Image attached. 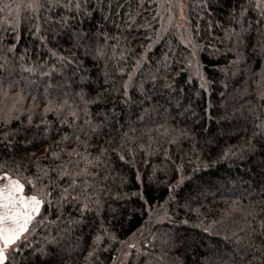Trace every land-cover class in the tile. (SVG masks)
<instances>
[{"label": "trees", "instance_id": "obj_1", "mask_svg": "<svg viewBox=\"0 0 264 264\" xmlns=\"http://www.w3.org/2000/svg\"><path fill=\"white\" fill-rule=\"evenodd\" d=\"M255 2L88 0L91 15L80 16L72 23H79L77 31L107 34L109 39L105 46L115 45L116 57L107 60L106 67L105 61L74 48L67 39L45 46L39 38L44 35L42 20L33 22L25 16L18 29H12L4 23L5 17L13 18L4 8L12 0H0V9H4L0 11V59H11L25 67L36 65L47 71L55 60L49 48L69 59L74 53L94 81L95 90L89 98L103 94L96 103L89 105V114L93 122L102 121L107 115L110 123L101 136L93 138V146H106L104 140L119 143L123 132L141 136L166 121L167 126L190 130L194 137V140L169 144L160 132L153 131L151 135L155 142L151 154L138 151L131 163L110 157L108 178H102L100 186H106L112 196L101 194L106 203L100 216L89 215L83 225L69 233L62 248L64 264H233L234 257L235 264H240L234 250L248 243L260 246L264 242V237L256 238L259 232L256 236L251 233V229L264 220V136L253 137L254 124L259 122L256 117L264 118V100L261 99L264 94V23H257L264 17L253 8L245 13L240 24L236 22L240 19L237 15L240 9ZM60 15L68 16L69 13L65 11ZM35 23L42 25L39 34L35 33ZM241 25L243 41L237 46L235 39H227L225 33L233 29L240 32ZM13 45V50L8 52ZM193 45L198 46L197 59L208 78L207 91L200 89L201 82L194 71L183 70L187 69L186 63L183 69L181 67ZM145 49L157 64L164 53H169L171 69L181 71L176 79L178 88L183 89L173 103L178 100L180 104L190 105L192 112L182 116L175 108H170L169 116L163 111H153L154 102L126 106L118 92L105 93V89L113 88L111 77L115 78L117 88L121 82L116 67L120 54L126 57L120 61L124 66L132 63ZM238 56L242 59L233 66L230 62L236 61ZM106 72L110 76L108 82H105ZM71 76V69L67 68L64 77ZM190 76L191 83H187ZM30 79L37 88L23 90V110L15 113L7 123L4 114L0 113V166H3L0 170L14 172L19 169L29 176L37 171V163L48 167L53 159L48 152L50 146L54 147L52 138L37 135V130L42 127V120L55 123L59 117L53 112L44 113V105L49 99H68L69 104L74 103L70 89L57 90L49 96L45 94V77L37 73ZM129 94L137 100L138 94L132 89ZM166 98V95L160 98L159 104L167 106ZM146 111L151 112L150 118L138 120V115L142 116ZM6 135L11 144L5 143ZM144 140H147L146 136L141 137V141ZM250 142L255 147L248 151ZM75 146V141L61 144L62 148L68 149ZM89 151L96 154L93 148ZM225 152L237 154L222 159ZM181 165L186 178L178 187H170L181 175L177 170ZM137 173L140 179H136ZM136 192H145L146 206H142L143 200L132 195ZM116 194L121 198L115 199ZM110 208L116 212L111 213ZM44 214L53 223L37 227L35 245H44L46 236L62 232L69 215L75 214V207L66 206L60 220L57 216L61 214H53L52 209ZM205 228L209 231H204ZM104 229L115 238L105 235ZM98 235L102 239L94 243ZM130 244L135 248L128 247ZM93 249L96 251L89 256ZM33 260L35 257L30 258L29 264Z\"/></svg>", "mask_w": 264, "mask_h": 264}, {"label": "snow or ice", "instance_id": "obj_2", "mask_svg": "<svg viewBox=\"0 0 264 264\" xmlns=\"http://www.w3.org/2000/svg\"><path fill=\"white\" fill-rule=\"evenodd\" d=\"M4 8L13 16L12 19L5 17L4 23L14 30H17L23 23L25 16L33 22L42 20L45 25L44 35H40L39 38L45 46L48 43L58 42L59 39H67L74 48L83 49L86 54L94 56L96 60L105 61L106 67L107 60H114L116 57V46L113 45L110 48L105 46L109 39L106 33L96 34L91 31L75 30L79 28V23L73 25V20L78 21L80 16L87 18L91 15L89 12L91 5L88 0H12V3L5 4ZM253 8L259 10L260 16L264 17V0H256L255 4L240 9L237 14L240 19L236 22L240 24L245 19V13ZM3 10L0 9V11ZM65 11L69 13L68 16L60 15ZM257 23H264V20ZM34 30L36 34H39L42 31V25L35 23ZM243 31L241 25L240 32L233 29L231 32H226L225 36L227 39L234 38L236 45L239 46L243 41ZM14 47L15 45L8 48L7 51L11 52ZM197 48V45L192 46V51L181 62V67L183 69V65L186 63L187 69L183 70L194 71L195 77L201 82L200 89L207 91L208 78L203 73L197 59ZM48 51L55 60L47 71L36 65L25 67L23 63H16L11 59H0V105H2L0 113L4 114L6 123L11 121L15 113L23 110L25 100L23 90L25 88L36 90L37 85L30 79L32 74L38 73L45 77L46 95L50 96L57 90L64 92L70 89L74 101L69 104L68 99H49L43 107L44 113L53 112L59 117L55 123L42 120V127H38L37 130V135L44 138L50 137L53 140L54 147L50 146L48 149L53 159L48 167H41L37 163V171L31 176L25 175L19 169L14 172L10 169L0 170V264H29L31 257H35L32 264H36V261H39V264H64L62 248L69 233L76 226L83 225L89 215L100 216L106 203L101 199V194L112 196L106 186H100L102 178H108L106 173L111 165L110 157L115 156L120 161L131 163L138 151L151 154L153 152L152 143L155 142L151 135L153 131L160 132L169 144H179L182 140H194V137L190 135V130L167 126L166 121L165 124L157 125L155 129L141 133V136H130L128 132H123L119 143L104 140L102 142L106 146H100V144L93 146V138L101 136L105 127L110 123L107 115L104 120L93 122L89 114V105L96 103L103 94H98L95 99L89 98L91 91L95 90L94 81L87 74V70L81 67V62L74 53L69 59L60 55L55 49L49 48ZM146 53L147 49L132 63L124 66L120 65V61L125 60L126 57L121 53L120 60L116 62L121 82L117 88L115 78L111 77L113 88L105 89V93L118 92L126 106L137 103L142 106L144 103L154 102L153 111L157 113L163 111L169 116L171 115L170 108H175L177 113L182 116L192 112L190 105L180 104L178 100L173 103L177 93H182L183 89L178 88L176 79L181 75V71L173 72L169 64L171 58L169 53H164L158 64L151 60ZM20 59L23 60L22 57ZM240 59L242 57L238 56L236 61L230 63L235 66ZM150 64L156 65V67L149 68ZM67 68H70L72 72V76L69 78L64 77ZM17 76L20 78L17 79ZM124 76L127 79H123ZM109 79L110 76L106 72L105 82H108ZM191 79L190 76L186 82L191 83ZM18 88L21 90L16 91ZM129 89L138 94L137 100H133ZM165 95L167 106L159 104V99L165 98ZM32 99L35 101L36 98L32 97ZM261 99L264 100V94L261 95ZM150 116L151 112L146 111L144 115H138V120L144 121ZM112 118L114 119V116ZM256 120L259 122L254 124V138L264 136V118L257 116ZM28 123L32 124L31 114L28 115ZM142 136H146L147 140L142 142ZM57 137L59 139H56ZM4 141L6 144H11L7 135L4 137ZM73 141L76 143L75 147L71 149L61 147V144L67 145ZM254 147L255 145L250 142L246 150L251 151ZM89 148H93L96 154L93 155ZM236 154V152H225L221 158H229ZM2 167L0 166V168ZM177 170L181 175L176 180V184L170 187H178L186 178L182 174V165L178 166ZM136 179H140L138 173ZM145 192L132 194L144 201L142 206L148 204ZM120 198L119 194L115 195V199ZM172 198L174 199V197ZM53 205H55L54 208ZM66 206H74L75 214L69 215L63 231L57 235L46 236L44 245H35L33 240L37 227L53 223L47 219L44 213L52 209L53 214H61L57 216V220H60ZM110 212L115 213L116 209L110 208ZM101 226L103 227V225ZM204 231H209V228H205ZM104 232L110 238H115L107 229H104ZM257 232H259L258 236H256ZM251 233L256 238L264 237V220L258 226L253 227ZM101 239L102 237L98 235L94 243H98ZM225 239L228 238L225 237ZM128 247L135 248V245L130 244ZM95 251L96 249H93L88 255L92 256ZM234 251L239 256L240 264H264V242L260 246L248 243L245 247ZM233 264H235V257Z\"/></svg>", "mask_w": 264, "mask_h": 264}, {"label": "rangeland", "instance_id": "obj_3", "mask_svg": "<svg viewBox=\"0 0 264 264\" xmlns=\"http://www.w3.org/2000/svg\"><path fill=\"white\" fill-rule=\"evenodd\" d=\"M181 11H183V9H181ZM181 15H182V13H181ZM183 20V19H182Z\"/></svg>", "mask_w": 264, "mask_h": 264}]
</instances>
